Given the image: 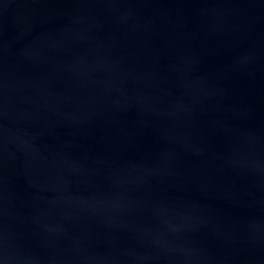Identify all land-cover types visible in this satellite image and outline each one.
Returning a JSON list of instances; mask_svg holds the SVG:
<instances>
[{
  "label": "water",
  "instance_id": "95a60500",
  "mask_svg": "<svg viewBox=\"0 0 264 264\" xmlns=\"http://www.w3.org/2000/svg\"><path fill=\"white\" fill-rule=\"evenodd\" d=\"M0 264H264V0H0Z\"/></svg>",
  "mask_w": 264,
  "mask_h": 264
}]
</instances>
